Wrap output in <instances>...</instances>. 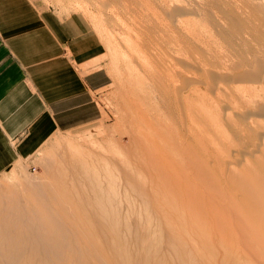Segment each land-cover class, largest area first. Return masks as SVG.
Segmentation results:
<instances>
[{
    "label": "bare ground",
    "instance_id": "bare-ground-1",
    "mask_svg": "<svg viewBox=\"0 0 264 264\" xmlns=\"http://www.w3.org/2000/svg\"><path fill=\"white\" fill-rule=\"evenodd\" d=\"M66 2L95 8L114 71L128 77L130 108L147 111L136 110L150 138L136 143L129 130L127 150L80 164L90 185L74 204L49 180L0 191V264H118L108 252L128 249L127 236L142 246L148 232L170 250L200 237L231 250L234 264H264V0ZM107 19L124 34L111 39ZM208 138L228 142L226 161L193 151ZM101 170L124 173L123 202L118 178Z\"/></svg>",
    "mask_w": 264,
    "mask_h": 264
},
{
    "label": "crops",
    "instance_id": "crops-1",
    "mask_svg": "<svg viewBox=\"0 0 264 264\" xmlns=\"http://www.w3.org/2000/svg\"><path fill=\"white\" fill-rule=\"evenodd\" d=\"M57 13L0 0V174L32 165L55 135L101 128L107 54L83 15Z\"/></svg>",
    "mask_w": 264,
    "mask_h": 264
},
{
    "label": "rangeland",
    "instance_id": "rangeland-1",
    "mask_svg": "<svg viewBox=\"0 0 264 264\" xmlns=\"http://www.w3.org/2000/svg\"><path fill=\"white\" fill-rule=\"evenodd\" d=\"M28 1L32 5L38 6L40 9L41 8L45 9V10L51 9L52 11L61 13V14H59L60 16H67V15L74 14V13H79V14L83 15L84 12L87 11L86 14L83 15V17H85V20L91 24L94 35L97 37V40L99 39L98 42L100 43L99 44L100 49H102V52L104 54L105 53L107 54V57L109 60V68H108V62H105L104 67H106L107 71L109 72V74L111 76L110 78H111V84L112 85H110L109 87H107V89H105L104 91H101L98 95H96L97 96V102H98V105H99V108H100L101 114H102V123H101V126H100L101 128L99 129V131L97 130V132H95V127L93 124V125L86 126L83 129H78V130H75L73 132H67L66 134H58V135L53 136L45 144V146H43V148L41 150H39V152L36 154V157H35L32 165L31 164L20 165L17 167H13L10 170H8L7 172L0 174V191L4 192L7 190H20L24 186L29 185L30 183L31 184H36V183L41 184V182H43V181L45 182V181L49 180V183L47 182L48 183L47 185H49L50 183L52 185V183H53V185L56 186V189L59 185L60 186L58 188L59 191L61 188H63V189H61V191H65V190L66 191L65 192H58V193H60V194L65 193V195L67 194V196H70L68 198L69 201L68 200L67 201L68 202L73 201L71 203L74 204L75 202H77V201L79 202V201H81V199H83V198L80 199V197H78L79 194L80 195L82 194L81 197L84 194L83 193L84 192L83 185L84 186L86 184L90 185L88 183L85 184L84 182L82 184V181L85 179V175L81 174L80 171L82 170L81 165L84 162H86V163L90 162L89 160L91 159V155L93 157V155L100 154L102 151H104V152H102L101 154H104V153H106L105 155L110 154V153L112 154V153H114L113 150L115 151V153H117L116 150H119V149H117L119 146H121V148L127 150L130 147L128 137H127V135L129 136V130L132 132V134H135V137H134L136 139L135 142L141 141L142 138H143L144 142L146 140L149 141V138H150L149 133H146L144 131L143 127L138 124V121H140V118L141 117L143 118V114L146 113L147 111L145 110V112H144V105L141 106V104L139 106L141 108H143V110L140 107L137 109L130 108V106L132 105V102L135 100V98H134L133 94L131 93L130 85H128L129 84L128 79H127L128 77H126L125 75L124 76L123 75H121V76L117 75V73H118L117 72L118 70L116 71L117 66L115 68V71L117 73L114 71L113 67H115V65H116L114 62V58H113V56H111L110 50H109V48H107V45L104 43V40H102L103 42L101 41V39H103V35L100 36V33L98 32V26L99 25L97 23L98 20L95 18L97 16L95 8H93V7L81 8L77 4L75 6L76 7L79 6V7L76 8L74 6V3H71L72 4L71 5L67 2L65 3V0L63 2L62 1L59 2L58 0H28ZM79 1L82 2V0H79ZM88 11L91 13H88ZM107 20L108 21H105V23H104V27L106 29L108 26L109 29H106L107 31L104 29V27H103V29L106 33L109 31L107 34V35H109V33H110L109 37L110 36H112V37L117 36L116 38H118L119 35H122V33L124 34V32L122 31V29L120 27L119 28L121 29V32H120V29L118 28V26L116 24H114L109 19H107ZM112 25H114V26H112ZM111 26L113 29L111 28ZM114 30H115V32H113ZM116 30H117V32H116ZM97 32H98L99 36L102 38L98 37ZM106 33H105V35H106ZM111 33L112 34L115 33V34H113L115 36H113ZM112 37H110V38L113 39ZM104 46H105V48H104ZM107 51H109V52H107ZM108 54L111 56V58H110L111 60L109 59L110 56H108ZM105 59L107 60L106 55H105ZM119 66H118L119 72L121 71V73H122L123 67L122 66L119 67ZM217 105L220 106L219 100H217ZM139 109H141V111L143 113H141V111ZM136 110L140 111V112H138V114H141V117L140 116L137 117ZM132 111H134V112H132ZM134 114H135L136 118H135ZM144 117H145L144 118L145 120L150 121L149 116H144ZM149 123H151V122H149ZM130 124H131V127H130ZM131 129H133V131H137V130L138 131L133 132ZM99 132H103L104 134H103V136L98 138ZM92 133H94V134H92ZM90 134H92V135H90ZM132 134H131V136H132ZM137 134H139V135L141 134L140 138L138 137L139 135L137 136ZM208 140L210 142L205 140V139L202 140V144H200L201 140H199L198 144L196 145V148L193 149V151L198 153L199 150H201L200 148H203L204 150H206L207 154L209 153L208 155L209 156L211 155L212 158H215L214 160H216L217 162L218 161L222 162L223 160L226 161L227 157H226L225 153H223V151L220 147H222V146L226 147L228 145V142L223 141V140H219L218 138L213 139V140H210L208 138ZM141 142H143V141H141ZM98 144H99V146H98ZM97 146L98 147L101 146L104 150L101 149V151H99V148H97ZM114 147H115V149H114ZM109 150L110 151L112 150V151L110 152ZM208 150H210V151H208ZM211 151H213V153ZM220 152H222V153L220 154ZM80 156H81V159H80ZM83 156H85V157H83ZM83 159H84V161H83ZM96 171H93V172H96ZM101 171L102 172H100V174L102 173L104 175L109 172V171H104V170H101ZM98 172L99 171H97V173ZM123 174L121 172H118V173L115 172L114 174H113V172H111L110 174H108L110 176L118 178L117 179L118 182H116V184H118V185L115 184V186H117V188L115 189V187L113 186L115 189V193L117 192L116 197H115L116 200L114 199L115 201H118V199L120 200V202L124 201L123 194L125 193V191L123 190L124 191V193H123L122 188L125 189L126 182H125V178H124L125 176ZM207 174L213 175L214 173L207 172ZM101 175H100V177H101ZM108 175H105V176L109 177ZM136 175L139 177H141V175H142V177H143V175L145 176V173L142 172V173H138ZM83 176H84V178H83ZM103 176L101 178H104ZM105 184L106 183H103V185H105ZM217 184L220 185L219 182ZM221 185H223V184L221 183ZM119 186H120V188H119ZM195 189L197 190L196 187H195ZM85 194H86V192H85ZM121 194H122V197H121ZM77 197H78V199H77ZM121 199H122V201H121ZM220 202H222V198H220ZM219 231H221L220 234L223 235V226L221 227V229ZM123 234H125V232H123ZM171 234L173 235V232H171ZM149 235H150V237H149ZM144 236H145V234H144ZM144 236L141 235L139 237V238H141L140 240H142ZM146 236H145V239H147L146 243L144 242L145 239H143L144 241L142 242L143 243L142 246H141V241L139 243V239H137V241L134 242L135 243L134 244L130 240V237L127 236V238L125 237L126 238L125 243H126V247H128V249L126 248L125 250H122L120 245H118V247L115 245L114 248H112L111 251L108 253H110V256L111 255H113V257L115 256L114 261H116L117 263H118V260L121 261V262L119 261L118 264H120V263L121 264H128V263L134 264L135 262L131 260V259H133V257H137L136 259L140 261L138 264H145V263L146 264H173V263L174 264H234L233 262H231V258H233V255L231 253L232 251L228 250L230 252V255H229V252L227 251L228 248L227 249L226 248H220V246L212 247L211 243L209 242L210 239L207 241L206 238L205 239L202 238L203 240H201L200 237H195V238L193 237L192 239L190 238L196 244L194 247L191 246L190 248H188L187 246L181 245V246H178V250H177V248L175 246V247L171 248L172 250L176 249V251L173 252L172 250L167 248L165 245L159 243L160 244V246H159V244L157 245L158 242H153L155 239L158 241V238H156L155 233L148 232ZM172 238H174V239H172V240H174V242H175V239L179 240V241L176 240L177 242H180V243L182 242V239L175 234ZM213 240L214 239H212L211 242ZM131 243H132V245H131ZM137 243H138V245H137ZM153 244H156L157 246L154 247ZM138 246L141 248L139 249ZM151 246L154 247L155 251L153 250V247H151ZM196 246H198V247H196ZM131 247H133V248H131ZM221 247H223V246H221ZM101 249H104V248L102 247ZM113 249H114V251H113ZM129 249H132V250H129ZM182 249H184V250H182ZM185 250H187V251H185ZM188 250H189V252H188ZM123 251H125L124 253H126V255H124L122 253ZM129 251H131L132 254ZM137 252H138V254H137ZM130 254H131L132 258L129 257ZM222 254H224V255H222ZM78 256L83 257L84 255L78 254ZM25 257H27V256H25ZM119 257H120V259H119ZM121 257L124 258V260ZM224 257L226 259H223ZM129 258H130L131 262L128 261ZM140 259H142V260H140ZM76 264H87V263L82 262V263H76Z\"/></svg>",
    "mask_w": 264,
    "mask_h": 264
}]
</instances>
